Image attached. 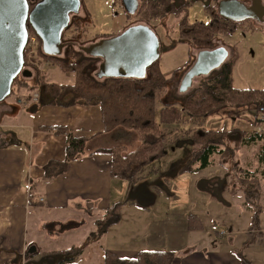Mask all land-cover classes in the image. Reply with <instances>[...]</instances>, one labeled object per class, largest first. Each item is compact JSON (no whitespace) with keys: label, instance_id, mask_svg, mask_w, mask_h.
Listing matches in <instances>:
<instances>
[{"label":"crops","instance_id":"1","mask_svg":"<svg viewBox=\"0 0 264 264\" xmlns=\"http://www.w3.org/2000/svg\"><path fill=\"white\" fill-rule=\"evenodd\" d=\"M179 1L190 3L191 10L197 4H206L205 0ZM262 4L264 5V0ZM81 12L87 14L84 9ZM89 18L93 20L91 16ZM250 22L251 24L249 22L239 24L232 34L220 39L222 42L225 41L222 44L229 50L230 59L235 52H238L240 58L239 42L242 40L238 39L233 45L226 44V39L234 38L238 31L251 33L253 37L258 36L257 40L251 43L254 60L255 57L258 60L260 54L264 53V21L258 19ZM198 53L199 51H196L195 56ZM18 92L21 93V99L19 97L17 99L20 111H15L14 107L4 103L0 104V128L3 130V134H0V264H105L107 251L128 260L137 259L139 252L142 251H168L176 255L174 264H264V253H260V258H256V247L253 246L255 243L252 244L256 238L244 242L245 252L242 251L243 249H235V246L239 245L240 234L255 235L248 224H254L257 232L262 231L261 242L264 243V229L261 228L260 219L264 211L258 213L256 208L250 209L246 205L244 186L240 178L237 180L240 183L233 184L240 194L233 191V202L227 200L217 205H221L223 209L221 215L224 214V210L229 214L231 207L236 206L250 217L245 220L246 230L241 229L242 223L239 225L235 220V225L228 220L223 224H227L229 231L224 232L214 227L218 225V221L213 224L212 221L205 222L199 216L203 215L201 212L190 216L185 213L183 217L181 216L183 219H180V216H173L171 222L160 221L158 214L149 208L146 201L137 204L126 203L124 201L126 198L123 199L126 195L125 190L121 193L115 192L116 188L122 189L124 182L112 179L109 156L97 154L85 157L72 163L66 175L45 183L43 168L51 160H63L66 145L65 138L47 131L48 127H68L76 138L91 140L93 151L112 147L109 143L111 135L104 133L100 107L47 106L35 117H31V114L23 110L19 103L20 100H27L30 91L21 88ZM244 111L247 109L228 113L229 119L235 122ZM232 114L235 116H230ZM249 124L251 126L254 124L253 115ZM13 130L19 131L11 132ZM28 131L33 135L30 137L29 151H25L21 147V140L27 138ZM242 140L244 138L241 137V143ZM42 142H45V147ZM246 143L249 141L246 140ZM241 147L236 158H246L245 162L248 165L252 162L248 160H252L254 153L256 157L258 150H254L249 157L248 150L254 147L250 145L246 147L241 145ZM256 165L257 163L251 164L252 167ZM234 171L238 175L239 171L235 168ZM35 183V198L30 203V187ZM238 185H241V189L237 188ZM215 191L212 190L213 193ZM118 201L125 204L120 222L101 231L97 221L102 218L110 205ZM257 202L259 200L254 203ZM203 203L199 207L209 206L208 203ZM209 204L213 207L216 205L212 202ZM177 218H179L178 223ZM219 218L223 220L222 216ZM193 220L198 221L195 227L191 225H194ZM70 222L79 225L72 230L61 232L57 224L66 225ZM32 225L35 229L34 236L30 234ZM47 227H50V230ZM201 232L207 233L205 235ZM71 236H76L80 240V246L74 244L72 248L83 250L74 259L71 256L73 253H68L71 249L60 248V245H57L62 238ZM206 237L209 241H202ZM209 246L212 247L211 250H208ZM31 247H35L36 251L30 252ZM18 258H21V261H18Z\"/></svg>","mask_w":264,"mask_h":264},{"label":"trees","instance_id":"2","mask_svg":"<svg viewBox=\"0 0 264 264\" xmlns=\"http://www.w3.org/2000/svg\"><path fill=\"white\" fill-rule=\"evenodd\" d=\"M35 1L37 3L41 0ZM139 1V10L134 15L140 18V22L150 26L155 21L157 23L173 17L179 26L182 41L199 52L218 48V44L214 42L219 43L221 36L232 34L240 24L220 15L218 4L221 0H209L207 3L205 10L211 17L208 24L190 22V3L182 1L180 3L179 0ZM33 6L35 3L32 4ZM123 8L125 10L124 6ZM85 16V18L73 20L70 28L65 31L64 39L75 41L80 46L91 41V37L87 35V27L92 25L90 22H85L89 20L90 15L87 13ZM29 32L34 34L31 28ZM113 36L115 35L105 37ZM40 55L63 74L74 75L75 83L60 85L56 82H47L45 79L48 76H43L44 74L39 71L29 70L33 74L31 79L19 76L13 84L14 87L18 86L30 91L25 100L27 102L31 100L33 92L38 88L37 84L41 87L40 103L25 111L34 114L47 106L100 107L105 134L116 135L119 139H135L139 142L134 150L129 145H115L93 151L91 140L76 138L68 127H48L47 131L53 132L58 137H64L66 145L65 158L51 160L43 168L45 183L66 175L72 163L99 154L111 158L113 180L135 184L144 178L147 168L166 157L165 139L172 141L179 138L182 135L180 128H183L185 124L195 126L186 134L191 137L190 140L194 143L196 150L184 162L179 173L198 174L220 164L219 159H235L238 151V148L227 144V136L236 135L238 130L232 129L230 132L207 130L204 124L208 117L215 112L239 111L254 107L256 112L253 115V129L256 131H244L240 134L242 139L244 138L243 147L250 145L258 150L257 165L252 167L251 164L254 162H251L246 165V168L236 167L235 169L239 171L238 175L244 186L246 205L250 209L256 208L258 213L264 211V133H260L255 127L261 121L259 111L264 108V90L235 88L233 71L239 60L238 52H235V55L215 74L199 80L196 86L194 81L192 91L186 94L181 105L165 101L169 85L173 84L177 78L175 76L167 78L158 68L159 60L149 68L143 80L100 79L97 76L99 60L87 57L81 51L77 52L71 44L67 45L62 57L47 56L42 49ZM39 78L43 79V84L39 83ZM249 114L252 115V111ZM1 132L2 128H0V134ZM246 140L249 143H246ZM35 187L36 183L30 187V203L35 198ZM256 200L259 202L254 203ZM261 200H263L262 204ZM124 205V202L118 201L109 206L102 218L97 221L101 231L120 222ZM57 225L60 226L61 232H65L76 228L79 224L70 222L66 225ZM72 249L68 253H73L71 254L73 259L83 252L80 248ZM175 258L176 255L173 252L142 251L139 252L137 259L128 260L107 251L105 264H174ZM24 259L26 260V255ZM19 260L21 261V258H18Z\"/></svg>","mask_w":264,"mask_h":264},{"label":"rangeland","instance_id":"3","mask_svg":"<svg viewBox=\"0 0 264 264\" xmlns=\"http://www.w3.org/2000/svg\"><path fill=\"white\" fill-rule=\"evenodd\" d=\"M206 4L200 3L195 5L192 10L190 9V22L192 23H206L208 24L211 20V17L208 13L205 12V7L209 0H205ZM261 2V11L264 13V5ZM83 9L88 13L92 18L87 19L85 22H90L91 27H87V35L91 37V40L95 37H103L107 35H116L120 31H124L130 26L140 24V18L135 17L134 14L128 13L124 10L120 0H82ZM77 18V17H76ZM80 18H85V15L81 12ZM156 22V21H155ZM151 23L150 27L154 33L158 36L160 40V57L158 68L166 75L167 78H172L175 76L177 79L171 85H169L168 93L166 96V103H173L176 105H181L184 101L186 94L192 91L190 89L187 93H181V81L184 78L186 72L192 67L191 63L196 61L195 49L192 46H189L187 43H184L180 37L179 26L177 21L173 17H169L165 20L159 21L157 23ZM244 24H248L244 23ZM247 26V25H245ZM66 33V32H65ZM224 36H221L223 38ZM257 37H253L251 33H244L243 31H238V34L232 39H226V44L233 45L238 42V39L242 41L240 44V58L237 64V67L234 71V86L239 87L240 89H262L264 90V53L260 54L258 60L255 57V60L252 58L251 51L254 52V49L251 46V43L257 40ZM67 40V38H65ZM225 42V41H223ZM222 41L219 43L214 42L218 47L223 46ZM90 43H85L84 45H89ZM75 50L80 51V44L76 43L74 45ZM230 53V52H229ZM253 59V60H252ZM230 60V56L227 62ZM100 64V63H99ZM194 64V62H193ZM97 66V65H96ZM216 71L212 74H215ZM43 76H48L45 80L47 82H56L60 85L63 84H74L75 76L74 75H65L63 74L56 66L50 62V66L44 69ZM41 74V75H42ZM36 76V73L34 74ZM250 76V77H249ZM208 77V76H207ZM206 78L200 77L195 79V85L198 81ZM40 79V78H39ZM40 84H43V79L39 80ZM39 85V84H38ZM18 86H13V91L11 96L4 101L3 103L14 107V110L20 111L21 108L17 103L18 97L21 99L18 92ZM39 88L35 92H38ZM2 104V103H0ZM252 111V115L256 112L254 107L247 108V111H244L240 115V120L237 119L235 122L230 120L228 113L233 111H223L215 112L210 115L207 119V122L204 124V128L207 130H216V131H225L230 132L232 129H237L238 133L236 136L228 135L227 144L238 148V151L242 149L241 145V134L240 132L253 131V125L251 126L250 120L252 115L249 112ZM37 113H32L30 116L35 117ZM230 116H235L234 114ZM193 125H184L183 128H180L182 133L179 138L174 140L164 141V147L166 150V157L161 160L154 162L151 167L147 168L144 173V178L135 184H129L127 182H122V189H115V192L121 193L125 190V196L123 199L127 203H143L147 202L149 208L156 212L159 216V220L170 221L173 216H180V219H183L185 213L190 215H197L198 212L203 213L199 215L205 222L218 221V225L214 227L218 228L221 232L229 231L226 227L228 220L233 223L236 222L241 224V229L246 230V227L249 226L250 230L253 229L255 235H239L241 237L239 245L235 246V249L244 250V242L256 238V241L253 246L256 247V258H260L259 254L264 253V243L261 242L262 231H256L257 227L254 224H248L246 226L245 220L250 217L245 212L242 213L239 210V207L233 206L229 214L224 210V214L221 215L223 211L221 205H217L219 202H225L232 200V192H237L240 194V191H236L234 187V182L240 183L237 180L239 176L236 175L234 168L240 166L246 168V158L242 159L241 157L232 159H219L220 164L215 167L203 170L198 174L192 175H182L179 173L180 168L183 166L184 162L192 155L196 150L194 143L190 140V136L186 133H189L190 130L194 129ZM19 130H13L15 132ZM24 131V130H23ZM178 131V130H177ZM256 131V130H254ZM3 134V130L1 132ZM33 135L28 131L27 138L21 140V147L25 151H29L31 145L30 137ZM14 136V135H13ZM18 136V135H17ZM19 137V136H18ZM137 138V137H136ZM138 139V138H137ZM101 142V141H100ZM43 147H45V142ZM109 143L112 146L115 145H129L132 150L136 149L138 146V141L135 139L128 138L127 141L124 139H119L116 135H111ZM256 148L248 150V156L250 157ZM237 151V152H238ZM241 155V152H239ZM255 153L252 155V162L256 163L257 159ZM218 161V159H217ZM249 161V160H248ZM118 184L120 182L118 181ZM126 188V189H123ZM237 188L241 189V185H238ZM216 190L215 193L212 190ZM214 199L213 201H209ZM203 202L208 203L207 208L199 207ZM209 202L216 204L214 207L210 206ZM201 209V210H200ZM206 213V214H205ZM205 214V217H204ZM208 215V216H207ZM182 216V217H181ZM207 216V217H206ZM222 216L223 220L219 218ZM177 218V223L178 219ZM262 224L261 228L264 229V213L260 217ZM157 220V219H156ZM236 220V222H235ZM194 225L198 223L197 220H193ZM113 227V226H111ZM50 230V227H47ZM212 229V228H211ZM34 225L31 227L30 234L34 236ZM209 226L207 227V231ZM147 232V231H146ZM257 232V234H256ZM260 232V234H259ZM112 233V231H110ZM206 235L207 232H201ZM264 238V236H263ZM209 238H203L202 241H209ZM228 240V239H226ZM196 241V239H195ZM80 240L76 236L64 237L57 245L59 247H64L65 249H72L74 244L79 245ZM80 246V245H79ZM212 247L209 246L208 250H211Z\"/></svg>","mask_w":264,"mask_h":264},{"label":"water","instance_id":"4","mask_svg":"<svg viewBox=\"0 0 264 264\" xmlns=\"http://www.w3.org/2000/svg\"><path fill=\"white\" fill-rule=\"evenodd\" d=\"M122 3L130 13H136L140 7L139 0H122ZM31 4L33 0H0V103L11 96L17 77L31 79L33 76L24 70L29 29L41 39L44 54L62 57L66 51L63 35L72 17L79 16L82 8V0H41L32 9ZM218 8L223 18L236 23L254 15L261 20L264 15L239 0H221ZM80 51L99 60L97 76L100 79L143 80L159 60L160 40L148 25L138 24L98 43L81 46ZM228 58L226 47L201 50L182 79L180 92L187 93L196 78L210 76L221 69ZM31 248L30 252L36 251L35 247Z\"/></svg>","mask_w":264,"mask_h":264},{"label":"built area","instance_id":"5","mask_svg":"<svg viewBox=\"0 0 264 264\" xmlns=\"http://www.w3.org/2000/svg\"><path fill=\"white\" fill-rule=\"evenodd\" d=\"M42 49V43L39 37L35 34H32L28 38V43L24 49L25 57V69L39 71L40 73L44 72V69L50 66V62L44 60L40 55V50ZM40 102V93L35 92L32 95L30 101L21 100L19 103L22 105L23 109L26 110L32 106L39 104ZM261 121L256 124V129L260 133H264V108L260 109Z\"/></svg>","mask_w":264,"mask_h":264},{"label":"flooded vegetation","instance_id":"6","mask_svg":"<svg viewBox=\"0 0 264 264\" xmlns=\"http://www.w3.org/2000/svg\"><path fill=\"white\" fill-rule=\"evenodd\" d=\"M240 2H242L243 4H245L247 7H249L250 9H252V8H257L258 10H259V13H262V11H261V2H259V1H255V0H239ZM33 3H36V1L35 0H33ZM121 4H122V6H123V3H122V0H121ZM260 4V5H259ZM34 7V6H33ZM32 7V4H31V9L33 8ZM82 7H83V5H82ZM82 9L83 8H81V11H82ZM125 11H127L126 9H125ZM128 13H130V12H128ZM131 14H135V13H131ZM264 14V13H263ZM80 15H81V12H80V14H79V16H73L72 17V21H71V25H72V22H73V20L77 17V18H80ZM258 19H256V15H254L252 18H250V19H247L246 21H244V22H241V23H247V22H250V21H257ZM261 20L262 21H264V15H262V17H261ZM240 23V24H241ZM140 24H142V23H140ZM70 25V26H71ZM138 25V24H137ZM144 25H146V24H144ZM149 26V25H148ZM150 27V26H149ZM70 28V27H69ZM68 28V29H69ZM151 28V27H150ZM35 34V33H34ZM65 34V33H64ZM30 35H32L30 32H29V36ZM36 35V34H35ZM110 38V37H109ZM40 39V38H39ZM103 39H107V37H105V36H103V37H95L94 39H90L91 41L90 42H88V43H90L88 46H90V45H92V44H94V43H98V42H100L101 40H103ZM63 42H64V44H65V50L67 49V45L68 44H71V45H75L76 44V42L75 41H72V40H65L64 39V35H63ZM81 46H87V45H81ZM80 46V47H81Z\"/></svg>","mask_w":264,"mask_h":264}]
</instances>
